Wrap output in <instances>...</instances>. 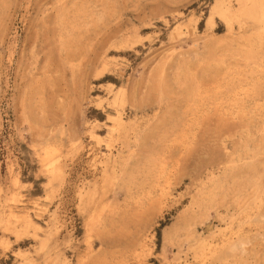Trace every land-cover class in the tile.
Wrapping results in <instances>:
<instances>
[{
  "label": "rangeland",
  "instance_id": "rangeland-1",
  "mask_svg": "<svg viewBox=\"0 0 264 264\" xmlns=\"http://www.w3.org/2000/svg\"><path fill=\"white\" fill-rule=\"evenodd\" d=\"M0 264H264V0H0Z\"/></svg>",
  "mask_w": 264,
  "mask_h": 264
},
{
  "label": "bare ground",
  "instance_id": "bare-ground-1",
  "mask_svg": "<svg viewBox=\"0 0 264 264\" xmlns=\"http://www.w3.org/2000/svg\"><path fill=\"white\" fill-rule=\"evenodd\" d=\"M79 188V187H78ZM75 194V193H74ZM100 207V206H99ZM21 255H22V253H21Z\"/></svg>",
  "mask_w": 264,
  "mask_h": 264
}]
</instances>
